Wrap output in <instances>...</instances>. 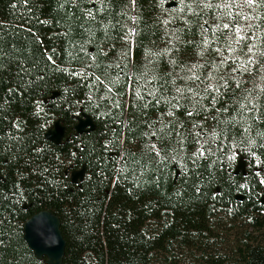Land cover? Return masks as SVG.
<instances>
[{"label":"trees","instance_id":"trees-1","mask_svg":"<svg viewBox=\"0 0 264 264\" xmlns=\"http://www.w3.org/2000/svg\"><path fill=\"white\" fill-rule=\"evenodd\" d=\"M172 1L103 0L102 8L101 0H95V7L89 0H0V239L5 241L0 264H46L30 249L23 231L24 222L41 210L60 218L66 240L62 264H264V184L259 183L264 165L258 167L246 151L247 142L237 134L243 126L226 132V139L209 140L205 148L214 154L206 151L194 164L187 157L198 145L188 132L199 131L193 122L210 132L216 122L209 112L214 111H193L189 117L191 103L182 100L184 107L169 109L164 99L157 105L147 95L151 88L157 96L171 97V81L179 88L191 86L180 79L188 74L185 66L219 60L200 35V25L204 20L211 24L209 12L215 11L206 10L198 19L191 12H175L179 4L169 6ZM87 10L99 22L87 25L91 32L80 27ZM259 12L264 16V9ZM206 38L212 39L211 32ZM93 63L98 67H89ZM19 68L28 70V75L21 72L23 80ZM56 68L86 75L70 76ZM209 70L195 71L203 77ZM105 73L118 81L111 85L113 94L124 92L121 108L112 106L103 85L87 86L95 77L105 80ZM251 78H240L237 96L252 88ZM256 84L257 91L264 87L258 76ZM160 85L170 90L162 93ZM54 92L58 95L51 98ZM136 92L152 101L143 115L131 104ZM222 104L231 105L226 95L215 107ZM167 111L174 115L164 116V121H178L186 139L175 159L157 164L141 156L146 143L156 144L157 150L177 145L165 140L162 146L142 134L152 131L149 119L155 121ZM84 113L95 128L77 134L74 127ZM58 118L67 133L55 144L45 133ZM248 126L247 135L262 142L256 134L264 132V120L249 119ZM252 150L264 162V149ZM241 157L246 172L235 174V161ZM83 165L85 178L72 182L70 173ZM241 228L229 240L232 230Z\"/></svg>","mask_w":264,"mask_h":264},{"label":"snow or ice","instance_id":"snow-or-ice-1","mask_svg":"<svg viewBox=\"0 0 264 264\" xmlns=\"http://www.w3.org/2000/svg\"><path fill=\"white\" fill-rule=\"evenodd\" d=\"M28 0H25L27 3ZM90 3L95 7V0H89ZM179 4V7L174 9L175 12L183 14L185 12H191L197 18L204 16L206 10H214L215 15L209 12V18L212 23L209 24L208 20H204L200 25V35L202 37L203 45L206 49L214 51L219 60L212 59L211 61L205 60L203 65L197 63L192 66H185L183 71L188 73L185 76H181L182 81H191V86L187 83L185 87H176L175 81H171L172 87L175 88V92L171 97L164 98L163 96H157L156 92L151 88L147 90V95L154 99L155 104H160L161 100L164 99L165 106L169 109L182 108L184 105L181 103L183 100L185 103H191L192 109L186 110V115L193 116V111L197 114L201 112H209V108L214 111L215 114L209 112L211 119L216 122L215 127L210 132H205L204 126L200 123L193 122L192 128L199 129L195 133L189 131L188 135L192 136V143L198 145L196 149L187 157L188 160H192L195 164L199 157H204L205 152L208 151L205 145L211 140L213 143L217 139H226V132H230L232 129L237 128V126H243L242 132H237L241 136L242 142H247L246 151L249 152L250 156L256 161V165L259 167L264 165V162L260 160L253 148L264 149V132H258L256 135L260 137L262 142L256 143L254 139L247 134L251 131V126H248V120L251 119L253 123L257 120H264V87L257 91L256 79L257 76L261 81H264V75H260L261 71H264V16L260 15L259 10L264 9V0H219L218 3H213V0H175ZM101 6L106 7L101 0ZM101 9H97L99 12ZM82 18H86L85 23H81L80 27L84 28L87 32H91V28L87 27L88 24H98L94 13L91 10H87L81 14ZM258 20L261 23L253 24L251 21ZM39 23H44V21H38ZM168 21H165L167 23ZM187 23V21H185ZM215 28L213 32L212 29ZM252 29H259L260 31L253 32ZM211 32L212 39H208L207 34ZM251 41V42H250ZM215 44L216 47L213 49L211 46ZM227 52L230 55L225 56L224 53ZM201 59H204V52L199 53ZM4 53L3 49L0 48V67L3 66ZM49 61L52 60L51 56H48ZM259 65V68L256 66ZM89 67H98L95 63ZM106 67H113V65H108ZM119 68V65H115ZM208 68V74L201 76L195 70L200 68ZM227 68L229 71L219 72L221 68ZM57 71L68 72L70 76H84L86 73L78 71H69L68 69L56 68ZM21 72L24 75H28V70L19 68L17 75L23 80ZM255 73L254 75H252ZM245 74H250L252 76L249 81L252 83V88L245 90L247 94L243 92L241 95L237 96V91L241 90L242 84L240 78ZM105 80H101L100 77H95L92 84L87 86L91 89L93 84L103 85L104 90L109 96V102L115 108H121L122 104L120 97H123L124 92L122 90H117L113 94L112 84L118 81H113L110 79L109 74L105 73ZM170 75V74H169ZM43 79V77H40ZM107 81V83H105ZM167 83V82H166ZM235 84V88L231 85ZM123 87V85L121 86ZM99 90V89H97ZM160 92H167L170 89L166 88L164 85H160ZM67 91V89H66ZM256 94L253 95L252 93ZM227 96L231 101L230 106H223L217 108L215 107L217 102L221 101L222 96ZM201 101H209V104H202ZM132 107L137 110L140 115L144 114V109L152 106V101H146L145 97L140 95L139 92L135 93V99L131 101ZM231 108V111H230ZM249 115H245V113ZM227 113V118H221ZM174 111H167L162 113L161 117L157 120H148L147 126L152 129L151 132L143 133L144 136L155 137L158 142L163 146L165 140L171 145L175 143L176 148L162 147L157 150L156 144L146 143L144 145V151L141 156L147 155L155 163L161 164L168 159H175L179 154L180 146L184 144L186 137L178 131L177 125L179 122H172L171 120L165 122L164 116L172 117ZM239 117L237 120L236 117ZM207 119V117H205ZM157 123L161 124L160 129H156L155 125ZM169 125L171 127L169 128ZM223 125L224 127H221ZM181 127L183 125H180ZM130 131V129H129ZM173 136L176 137L173 140ZM203 139V143L201 140ZM234 142V141H233ZM223 143V140H221ZM234 146L235 145L234 142ZM107 147V145H105ZM172 152L171 156L162 155L163 153ZM215 151H220L217 147ZM126 155H131V153H125ZM209 155H213L214 152L208 151ZM73 155H75L73 153ZM234 155V154H233ZM159 158V159H157ZM233 157H229L231 159ZM135 160L136 157L133 156ZM260 172H256L257 176H260ZM260 184H264V179H260ZM244 187V185H240ZM5 241L0 239V245H3Z\"/></svg>","mask_w":264,"mask_h":264},{"label":"water","instance_id":"water-1","mask_svg":"<svg viewBox=\"0 0 264 264\" xmlns=\"http://www.w3.org/2000/svg\"><path fill=\"white\" fill-rule=\"evenodd\" d=\"M169 6L175 5L172 1ZM58 92H54L51 98H55ZM77 134L91 131L95 128L93 119L87 115L82 114L78 117V122L75 125ZM67 127L61 118L54 121L46 133L45 138L55 144L62 143L66 137ZM239 172H246L244 159L241 157L235 168V174ZM86 175V166L83 165L80 169H75L70 173L71 180L74 183L83 181ZM0 175V179H1ZM238 200H242V195H236ZM28 205H24L26 209ZM24 238L40 260H45L46 264H62L66 249V240L62 234L60 218L49 210H41L31 215L23 225Z\"/></svg>","mask_w":264,"mask_h":264},{"label":"rangeland","instance_id":"rangeland-1","mask_svg":"<svg viewBox=\"0 0 264 264\" xmlns=\"http://www.w3.org/2000/svg\"><path fill=\"white\" fill-rule=\"evenodd\" d=\"M50 126L52 127L53 125H50ZM238 161H239V158L236 159L235 164H234L235 166L238 164ZM245 168H246V166H245ZM262 176H264V175H262ZM243 230H244L243 228H241V231H239L238 229H233L231 234H229V240L232 241V239L234 237H238L239 236L238 233H241Z\"/></svg>","mask_w":264,"mask_h":264},{"label":"bare ground","instance_id":"bare-ground-1","mask_svg":"<svg viewBox=\"0 0 264 264\" xmlns=\"http://www.w3.org/2000/svg\"><path fill=\"white\" fill-rule=\"evenodd\" d=\"M240 159V158H239Z\"/></svg>","mask_w":264,"mask_h":264}]
</instances>
